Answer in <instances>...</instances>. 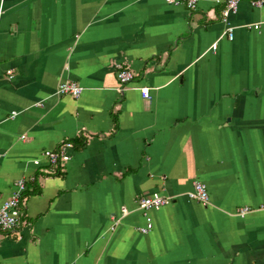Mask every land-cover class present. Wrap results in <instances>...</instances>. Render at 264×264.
<instances>
[{"label":"crops","instance_id":"1","mask_svg":"<svg viewBox=\"0 0 264 264\" xmlns=\"http://www.w3.org/2000/svg\"><path fill=\"white\" fill-rule=\"evenodd\" d=\"M250 1L230 40L223 0H0V205L27 183L0 264H264V6ZM66 80L80 96L56 92ZM66 141L48 171L43 151ZM196 181L207 204L188 197ZM152 193L173 198L142 233Z\"/></svg>","mask_w":264,"mask_h":264},{"label":"built area","instance_id":"2","mask_svg":"<svg viewBox=\"0 0 264 264\" xmlns=\"http://www.w3.org/2000/svg\"><path fill=\"white\" fill-rule=\"evenodd\" d=\"M171 5L184 4L188 9L195 10L200 0H164ZM252 6L263 7L264 0H251ZM224 6L220 11V20L226 24L225 35L228 39H233L234 28L229 25L228 18L231 14H234L238 9L239 0H223ZM257 28L258 25H253ZM216 44L212 45V50H215ZM9 72V71H8ZM116 78L120 85L128 84L133 79V73L122 64H117ZM141 96L143 98H149V88H139ZM83 91V87L76 81L66 80L58 84L56 92L59 95H70L72 97H78ZM73 144L69 141L63 142L58 149L44 150L43 156L46 159L49 168L48 171L52 172L58 168H61L63 164L69 160L70 155L68 149L72 148ZM35 164H39V161L35 160ZM27 190L26 179L21 177L14 182V188L11 195L0 205V229L11 230L16 227L21 213H22V198ZM190 199L199 201L202 204L209 202V193L206 185L200 181H196L193 184V190L188 193ZM171 196H163L158 193H152L151 195L142 196L138 199V207L143 212L146 220L145 226L139 228L142 233H147L152 228V220L148 213L153 209H158L164 205L169 204L172 201ZM124 209V208H123ZM250 209L248 207H241L237 210V214L244 216Z\"/></svg>","mask_w":264,"mask_h":264},{"label":"trees","instance_id":"3","mask_svg":"<svg viewBox=\"0 0 264 264\" xmlns=\"http://www.w3.org/2000/svg\"><path fill=\"white\" fill-rule=\"evenodd\" d=\"M81 141V140H80ZM72 143L75 145V146H77V144H76V140H72ZM84 144V140H82L81 142H80V144L79 145H83Z\"/></svg>","mask_w":264,"mask_h":264}]
</instances>
